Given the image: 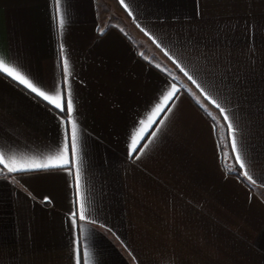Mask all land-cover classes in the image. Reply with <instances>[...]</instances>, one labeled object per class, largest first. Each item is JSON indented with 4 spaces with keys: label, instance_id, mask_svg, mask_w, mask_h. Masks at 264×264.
<instances>
[{
    "label": "crops",
    "instance_id": "0c3cea01",
    "mask_svg": "<svg viewBox=\"0 0 264 264\" xmlns=\"http://www.w3.org/2000/svg\"><path fill=\"white\" fill-rule=\"evenodd\" d=\"M60 13L0 0V57L64 107L0 73V155L45 163L67 143L71 161L72 123L78 138L75 165L0 164V264H264V0Z\"/></svg>",
    "mask_w": 264,
    "mask_h": 264
},
{
    "label": "snow or ice",
    "instance_id": "6c2138e0",
    "mask_svg": "<svg viewBox=\"0 0 264 264\" xmlns=\"http://www.w3.org/2000/svg\"><path fill=\"white\" fill-rule=\"evenodd\" d=\"M121 3H123V0H121ZM57 4V21L59 26L62 28L64 24V19L61 16L60 13V0H56ZM62 47V46H61ZM0 73H3L7 77L15 80L20 85H23L26 87L30 92L35 93L36 95L40 96L43 100L49 102L52 104L55 108L64 110V107L61 103V97L59 93H55L54 95L47 94L48 90L43 89L41 85H39L37 82H34L31 78H29L23 70L18 66L15 65L12 62L5 61L2 57H0ZM172 93H169L168 96L170 97ZM167 100L168 97H165ZM220 107L221 114L225 113V109L221 107L220 105H217ZM66 111L68 114L69 122H71V116L73 112V101L71 98H68L66 100ZM224 119L226 121L229 120V117L227 115H224ZM228 129L230 134L233 132L234 125L232 123L228 124ZM77 130L75 123H72V131H71V161L69 160V144L65 143L63 145V149L61 151H58L55 155L50 156L45 163H27V164H20L19 167H17V161L12 160L11 163H5L4 156L0 155V164H3L5 168L9 172H18V171H33V170H50L54 168H63L68 166L70 163L75 165L78 155V143H77ZM137 141L133 139L131 148L134 150L136 146ZM232 149L234 152L237 151V145L235 139H233L232 142ZM237 162H241L242 156L237 155L236 156ZM241 168H244V164H240ZM244 175H249L248 173H244ZM76 187H77V197L78 200L80 198V176H79V170L77 169V175H76ZM75 215V214H74ZM79 219L84 220L85 219V207L83 203L80 204V213H79ZM73 224H75V220H73Z\"/></svg>",
    "mask_w": 264,
    "mask_h": 264
},
{
    "label": "trees",
    "instance_id": "16d2710c",
    "mask_svg": "<svg viewBox=\"0 0 264 264\" xmlns=\"http://www.w3.org/2000/svg\"><path fill=\"white\" fill-rule=\"evenodd\" d=\"M0 171H1V169H0ZM235 176H236V177H237L242 183L246 184L245 181L243 180L241 174H239V173L237 172V173L235 174ZM247 186H248V185H247Z\"/></svg>",
    "mask_w": 264,
    "mask_h": 264
}]
</instances>
